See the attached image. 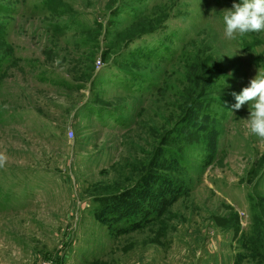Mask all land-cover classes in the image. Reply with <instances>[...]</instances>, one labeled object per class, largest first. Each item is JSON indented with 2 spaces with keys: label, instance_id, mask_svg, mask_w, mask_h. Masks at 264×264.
<instances>
[{
  "label": "rangeland",
  "instance_id": "1",
  "mask_svg": "<svg viewBox=\"0 0 264 264\" xmlns=\"http://www.w3.org/2000/svg\"><path fill=\"white\" fill-rule=\"evenodd\" d=\"M237 2L0 0V264H264Z\"/></svg>",
  "mask_w": 264,
  "mask_h": 264
},
{
  "label": "clouds",
  "instance_id": "2",
  "mask_svg": "<svg viewBox=\"0 0 264 264\" xmlns=\"http://www.w3.org/2000/svg\"><path fill=\"white\" fill-rule=\"evenodd\" d=\"M222 12L223 33L228 40L264 32V0H239ZM226 87L229 85L224 79L223 88ZM230 95L235 100L233 110L238 111L247 104L250 132L264 139V69L259 68L257 75L238 94L231 92Z\"/></svg>",
  "mask_w": 264,
  "mask_h": 264
},
{
  "label": "trees",
  "instance_id": "3",
  "mask_svg": "<svg viewBox=\"0 0 264 264\" xmlns=\"http://www.w3.org/2000/svg\"><path fill=\"white\" fill-rule=\"evenodd\" d=\"M122 201H111L108 203L107 206H110L109 209H103L105 212L109 213L111 219H123L127 213L131 212L129 210H132L133 203L124 202ZM123 206L125 208H123ZM127 206V207H126Z\"/></svg>",
  "mask_w": 264,
  "mask_h": 264
},
{
  "label": "built area",
  "instance_id": "4",
  "mask_svg": "<svg viewBox=\"0 0 264 264\" xmlns=\"http://www.w3.org/2000/svg\"><path fill=\"white\" fill-rule=\"evenodd\" d=\"M39 264H54V263L52 261L47 260V261H42Z\"/></svg>",
  "mask_w": 264,
  "mask_h": 264
}]
</instances>
